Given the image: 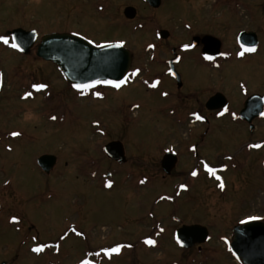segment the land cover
Wrapping results in <instances>:
<instances>
[{"label":"rangeland","instance_id":"rangeland-1","mask_svg":"<svg viewBox=\"0 0 264 264\" xmlns=\"http://www.w3.org/2000/svg\"><path fill=\"white\" fill-rule=\"evenodd\" d=\"M13 2L31 3L21 13L48 31L79 32L93 45L123 43L133 55L132 73L140 71L130 73L123 88L100 85L78 99L48 65L43 69L48 82L58 84L61 95L46 101L34 94L28 113L15 99L5 104L8 113H0V264H79L86 257L94 264H241L230 251L234 227L251 216L264 221V120L256 121L250 134L237 128L233 113L231 120L212 114L209 133L202 137L207 126H191L195 113H158L169 102L159 90L168 89V79L155 91L148 87L156 84L171 48L190 43L194 35L224 40L225 51L235 48L236 33L247 26L264 36L262 22H251L264 14V0H162L158 9L144 0H92L85 13L88 0H0L5 15ZM127 7L136 9L135 19L125 17ZM162 30L170 34L165 41L159 39ZM260 53L249 65L230 57L220 70H209L195 49L184 53L178 69L186 81L204 82L210 89L223 81L239 100L240 80L249 92L264 93V43ZM14 129L28 136H10ZM111 140L124 145L127 165L104 156L102 148ZM196 142L201 143L198 159L192 150ZM248 142L262 147L248 150ZM164 151H178L169 174L160 170ZM45 154L59 158L50 176L37 165ZM202 162L217 170L223 190ZM192 224L207 227L210 239L201 249L184 251L174 234ZM147 239L156 244H146ZM40 242L58 243L59 252L50 247L34 253ZM117 245L124 247L110 260L94 255Z\"/></svg>","mask_w":264,"mask_h":264},{"label":"flooded vegetation","instance_id":"flooded-vegetation-1","mask_svg":"<svg viewBox=\"0 0 264 264\" xmlns=\"http://www.w3.org/2000/svg\"><path fill=\"white\" fill-rule=\"evenodd\" d=\"M22 1L25 0H19V2ZM88 1L90 3L87 4V6L83 9V13H85V9L91 10V7L93 6L92 0H88ZM17 3L18 2H13L9 6L8 15H5V10H3V7L0 6V35L8 36L11 42V37H13V33L15 31L22 30L26 33L36 32L37 41L34 44V46H31L29 50L24 52L13 49L10 47V45H4L3 43H0V113H8V109L5 108L6 106L5 104L11 101L12 99L13 100L15 99L16 100V102L14 100L15 104H19L23 106L24 112L28 113V108L30 104L34 101L33 100L34 94H36V96L39 95L38 98L39 97L46 98V101L52 99L51 97H56L61 95L63 93V89L60 88L58 84L54 86L53 84L48 82L50 81V78L48 77V72L43 70L44 66H48V65H50L53 68V70L57 71L58 74L56 80L60 82V84L65 83L67 85L69 93L71 92L75 94L76 98L79 99L80 93L77 92L69 83L66 82L60 69L54 63L47 62L42 58L38 57L37 51H38V46L41 43L43 37L47 35L72 34L83 38H85V36H82L81 33L74 31H66V32L61 30L48 31L46 30V28L40 27L38 23L36 25L32 21L31 16L28 15L29 13H24V14L21 13L24 12V9L31 8V3L28 4L20 3L19 5H17ZM17 8H20V13L18 15L15 14ZM255 20H258L259 23L262 22V24L259 25V27H262L264 29V14H260V15L258 14L255 17V19L251 20V22L252 21L255 22ZM250 28L247 26L245 29H240L236 33L235 38L232 41V44L233 46H235V48L233 49L230 48L231 51H225L224 40L222 41L220 38L215 37L210 33H206L202 35H194L190 43H186L187 45L191 46L195 38L203 39L206 36L214 37L218 40V42H220L221 47H220L219 56L211 61L204 59L205 55L203 51L206 48V46L203 44L202 40L200 41V44L198 46L190 47L188 50L184 49V45L186 44L180 45L178 48L172 47L171 48L172 56L169 59H166L165 61L161 62V64L165 68L158 73V77L153 79L156 82L159 81V83L156 85V87H152V86L148 87L149 90L151 89L152 91H155L156 88H158L161 85L162 83L161 81H164L165 79H168L170 81V86L168 87V89L164 87L159 88L160 91L162 90L161 95L164 96L165 98H168L169 102L165 103L161 107V109L158 110V113H195L201 115L202 117H204L203 120H197L195 116L194 117L192 116L193 125L191 126L199 125L202 127L203 125H206L207 127H205V133L203 132V134L201 135L202 137H206L209 133V129H210L209 127L211 122L209 119V115L216 114V118H218V120L224 118L231 120L230 116L233 113L232 121L234 122L235 120L236 123L239 124V126L237 127L238 129L241 130L243 128L245 129L247 128L246 130H248V133L250 134L254 133L255 130L254 123L258 120H264L263 91L251 93L247 90L246 84L240 80L238 84H236L235 88H238L239 93H241V96L239 100H236L232 95L233 90L229 86L225 85L223 81L220 84L216 85L214 88L210 89L209 85L207 86V84L204 82L198 84V83H190L186 81L184 79L183 74L178 69L179 65H181L182 62H184V53H187L195 49L199 50L203 59V64L209 66L210 68L209 70H220L221 64L227 62L228 59H230V57H233L235 63L240 62L248 65L251 64L252 61H254L256 58L258 57L261 58L263 56V54L260 53V49L262 48L264 43V39H263L264 36H262V34L258 31L257 28L252 26H250ZM242 34H248V36H245L240 41V36ZM85 39L88 41L91 40L89 38H85ZM159 39L161 41H165V39L160 38V36ZM109 43H113V42H101L98 43V45L96 46H102ZM254 43H256V45L254 46L256 48L255 52L245 53L243 57L237 55L238 52L243 51L241 45H243L244 47H250L253 46ZM221 53H227V55L223 56L221 55ZM175 60H177V62L173 64L174 66V72H173V70H171L170 63L174 62ZM36 84H45L47 85V87L45 89L37 91L33 87V85ZM18 92L19 95L17 94ZM26 92H31L32 95L25 99L23 97ZM163 93H167V95H164ZM214 97H217V99L212 103H210V100ZM249 102H251L250 105L251 107L247 109V104ZM225 108H227L228 111L225 112L223 115H219V113L224 112ZM55 111L52 112L51 115H53ZM241 113H261V115L259 117L252 118V121L249 122L241 117ZM36 126L37 125H34V127ZM11 131L19 132L16 131L15 129ZM19 133H21L22 135L27 134L21 131ZM6 134L8 135L9 133ZM2 135L3 134L0 133V145L4 144V142L2 141L3 140ZM115 141H119V140H111L108 143ZM261 142L264 143V140H262ZM253 144H256V142H248L245 145V148H247L248 150L253 149L249 147V145H253ZM200 145H201L200 142L199 143L196 142L193 145L197 149L196 151H194V157L196 159H198L199 156ZM124 151L126 152L125 147H124ZM169 153L176 154L177 162L179 161L178 151L177 152L164 151L163 156L160 160V170L165 174L167 173L164 171L162 167V160ZM103 154H104V150H103ZM104 156L107 157L105 154ZM109 160L115 162L112 159ZM200 161H202V158L199 160V162ZM127 164H128V159L126 157V162L122 163L121 165H127ZM58 165H59V158L57 157L56 165L52 168L49 174L45 173L44 170H42L39 166L38 167L40 168L43 174H45L46 176H50L56 170ZM39 244H45V243L40 242ZM56 245H58V243H56Z\"/></svg>","mask_w":264,"mask_h":264},{"label":"water","instance_id":"water-1","mask_svg":"<svg viewBox=\"0 0 264 264\" xmlns=\"http://www.w3.org/2000/svg\"><path fill=\"white\" fill-rule=\"evenodd\" d=\"M145 1L153 9H158L162 4V0ZM124 15L128 20H133L137 15V11L133 7H127ZM169 36L170 34L167 31L160 32L162 39H167ZM245 36H248V34H242L240 41ZM13 37H16L15 43L20 45L22 50L19 51L22 52L29 50L37 41L36 32L26 33L18 30L13 33ZM201 40L206 46L203 51L204 55L217 58L221 47L220 42L214 37L206 36L203 39L195 38L192 45L198 46ZM116 45L121 46L117 47ZM255 45L256 43L253 46ZM37 56L47 62L54 63L71 86L96 80L125 79L133 62L132 53L121 43L96 47L86 39L72 34H51L43 37L38 46ZM175 62L177 60L170 63L173 72ZM216 99L217 97L212 98L210 103ZM250 105L251 102L247 104V109L251 107ZM260 115L261 113H241V117L249 122L252 121V118ZM104 152L108 158L117 163L126 162L124 146L119 141L108 143L104 147ZM56 161L57 158L54 155H43L38 158L37 163L45 173L49 174L56 165ZM176 164L177 157L174 154H167L162 160V167L168 174L175 168ZM209 237L208 228L199 224L183 225L175 233L176 243L177 238H179L183 244V246L180 243H177V245L186 250H190L197 245L201 249L202 245L208 242ZM230 250L241 264H264V222L250 221L236 226L233 230Z\"/></svg>","mask_w":264,"mask_h":264},{"label":"snow or ice","instance_id":"snow-or-ice-1","mask_svg":"<svg viewBox=\"0 0 264 264\" xmlns=\"http://www.w3.org/2000/svg\"><path fill=\"white\" fill-rule=\"evenodd\" d=\"M15 40H16V37H11V42H10V38L8 36L0 35V43H3L4 45H10V47L13 48V49L22 50L20 48V45L18 43H15ZM116 46L117 47H120L121 45H116ZM149 47L152 48V47H155V46L154 45H149ZM190 47H194V45H191V46L190 45H187V44L184 45V49L185 50H188ZM241 47L243 48V51H240V52L237 53V55H239L241 57H243L245 55V53H253V52L256 51V48L254 46L244 47L243 45H241ZM221 55L226 56L227 53H221ZM204 59L211 61V60L214 59V57L213 56H210V55H205L204 56ZM139 71H140L139 69H136L132 73V75L138 74ZM125 83H127V77H125V79H121V80H105V81L96 80V81H91L89 83L74 84V85H72V87L75 88L77 91H79V92H81L83 94V92L85 90H90L92 88H95L99 84H105V85H108V86H110L112 88L120 89L121 86L124 85ZM158 83H159V81H157L156 84H152L151 86L152 87H156V85ZM33 87L37 91H39V90L45 89L47 87V85H45V84H36V85H33ZM163 94L164 95H167V93H163ZM31 95H32L31 92H26L24 94V97L23 98L26 99V98L30 97ZM95 95L97 97H101V93L100 92H96ZM227 111H228V109L225 108L224 109V112L219 113V115H223ZM194 115H195V118L197 120H203L204 119V117H202L199 114H194ZM51 118L52 119H56V117H51ZM10 135L13 136V137H16V136L21 135V133H19V132H12ZM249 147H251V148H260V147H262V145H260V144H253V145H249ZM9 150H11V149L9 148ZM192 150L193 151H196L197 149H196L195 146H193ZM202 163H203V166H204L205 171L209 175L215 177L216 180L220 181V183H219L218 186L221 188V190H223L224 187H225V185H224L221 177L217 175V170L214 167L210 166L207 162H202ZM191 175L193 177H196L198 175V172L196 170H193L192 173H191ZM145 182H146V180H141L140 181L141 184H143ZM106 186L110 188L112 186V182L111 181H108ZM180 188L186 190L187 189V185H183L182 184V185H180ZM161 199H165V197H161ZM258 219H261V218L260 217H255V216L248 217V220L249 221L258 220ZM12 222L13 223H17V222H19V220H18L17 217H12ZM160 231L163 232L164 229L161 228ZM71 232L75 233L77 236L82 235V233L79 232V231H77L75 228H72L71 229ZM64 238L65 237H63V236L61 237V239H64ZM145 243L148 244V245H155L156 244V241L155 240H152V239H147V240H145ZM177 243H180L181 246H183V244L179 240V238H177ZM50 247H55L56 250H57V252H59V248H60L59 245H48V244L38 245V246L32 248V251L34 253L40 254V253L44 252L47 248H50ZM123 247H124V245H117L115 247L104 248L101 251L95 252L94 255L97 256V257H99L103 253V255L106 256L110 260L112 258V255L113 254H119L120 251H121V249ZM129 247H131V245H129ZM92 255H93V253H91V252L88 253V256H92ZM79 264H94V261L92 259H89V258L86 257V258L81 259L79 261Z\"/></svg>","mask_w":264,"mask_h":264}]
</instances>
